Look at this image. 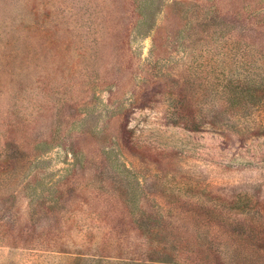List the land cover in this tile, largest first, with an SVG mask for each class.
Returning <instances> with one entry per match:
<instances>
[{
    "label": "rangeland",
    "instance_id": "1",
    "mask_svg": "<svg viewBox=\"0 0 264 264\" xmlns=\"http://www.w3.org/2000/svg\"><path fill=\"white\" fill-rule=\"evenodd\" d=\"M0 264H264V0H0Z\"/></svg>",
    "mask_w": 264,
    "mask_h": 264
}]
</instances>
